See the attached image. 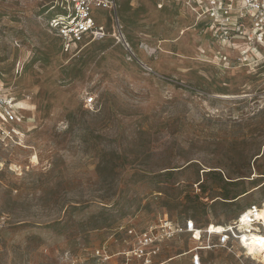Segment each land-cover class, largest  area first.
Masks as SVG:
<instances>
[{
	"label": "rangeland",
	"instance_id": "obj_1",
	"mask_svg": "<svg viewBox=\"0 0 264 264\" xmlns=\"http://www.w3.org/2000/svg\"><path fill=\"white\" fill-rule=\"evenodd\" d=\"M53 2L0 0V74L23 101L21 141H0V264H136L125 229L264 206L258 53L213 37L191 0H118L100 12L111 36L65 51ZM196 246L182 234L155 262L192 264ZM200 254L262 264L239 243Z\"/></svg>",
	"mask_w": 264,
	"mask_h": 264
},
{
	"label": "built area",
	"instance_id": "obj_2",
	"mask_svg": "<svg viewBox=\"0 0 264 264\" xmlns=\"http://www.w3.org/2000/svg\"><path fill=\"white\" fill-rule=\"evenodd\" d=\"M191 1L196 5L193 10L197 20L205 24L213 37L221 38L233 48L244 46L242 52L245 61L252 59L255 52L264 59V0ZM159 7L163 8V5ZM117 8L118 0H54L51 10L55 14L49 21V28L60 39L65 51L101 42L111 34L107 26L100 23V19L107 14L116 17ZM114 27V37L120 40L123 37L122 29L118 24ZM255 57H258L257 54ZM93 104V98H88L86 106L90 108ZM22 112L23 101L15 94L14 84L5 82L4 75L0 74V141L13 138L21 141L23 135L17 125L21 122ZM257 209L252 207L247 210L227 228V232L221 234L212 233V225L202 230L198 229L193 220L180 223L167 217L141 232L134 228L125 229L127 237L132 241L131 251L126 256H130L136 264H156L155 259L161 246L186 233L191 234L193 240L200 244L190 252L192 264H202V251L239 243L245 234L258 233L264 236V225L255 220L254 211ZM197 230L202 233L199 239L196 238ZM203 238H207L204 244ZM212 238H217L216 244Z\"/></svg>",
	"mask_w": 264,
	"mask_h": 264
},
{
	"label": "bare ground",
	"instance_id": "obj_3",
	"mask_svg": "<svg viewBox=\"0 0 264 264\" xmlns=\"http://www.w3.org/2000/svg\"><path fill=\"white\" fill-rule=\"evenodd\" d=\"M34 161H36V158L34 159ZM254 212H255L254 214L255 220L262 222V224L264 225V206L257 209ZM231 226L232 224L212 226L211 232L214 234H221L227 232V228ZM196 233H199V231L197 230ZM200 234L202 233L200 232ZM239 245L242 249L246 250L255 258L260 259L261 263L264 264V236L262 234H258V233H251L248 235L245 234L243 240L239 242Z\"/></svg>",
	"mask_w": 264,
	"mask_h": 264
}]
</instances>
